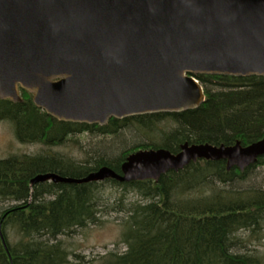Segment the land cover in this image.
<instances>
[{
    "label": "water",
    "instance_id": "obj_1",
    "mask_svg": "<svg viewBox=\"0 0 264 264\" xmlns=\"http://www.w3.org/2000/svg\"><path fill=\"white\" fill-rule=\"evenodd\" d=\"M196 75L264 77V0H0V99L20 103L26 91L58 122L105 126L196 110L206 101ZM262 157L264 139L186 142L176 154L138 150L120 173L42 174L31 186L158 183L201 160L244 172Z\"/></svg>",
    "mask_w": 264,
    "mask_h": 264
},
{
    "label": "trees",
    "instance_id": "obj_2",
    "mask_svg": "<svg viewBox=\"0 0 264 264\" xmlns=\"http://www.w3.org/2000/svg\"><path fill=\"white\" fill-rule=\"evenodd\" d=\"M194 77L206 95L198 109L111 119L105 126L58 122L38 109L26 91H21L20 103L0 100V121L13 124L22 144L61 145L73 135L113 136L128 127L149 141L121 156L105 152L94 166L49 156L0 159V197L15 203L0 214L8 248L0 237V264H68V252L54 241L99 221L96 192L104 182L31 186L38 174L83 178L101 167L120 173L127 156L140 149L164 148L176 154L186 142L247 146L264 139V77ZM162 124L170 130L161 129ZM261 165L264 157L244 172L228 171L225 161L201 160L163 175L158 183L105 182L146 201L129 211L122 233L127 251L110 264H264V253L237 250L242 231H264V191L230 187Z\"/></svg>",
    "mask_w": 264,
    "mask_h": 264
},
{
    "label": "rangeland",
    "instance_id": "obj_3",
    "mask_svg": "<svg viewBox=\"0 0 264 264\" xmlns=\"http://www.w3.org/2000/svg\"><path fill=\"white\" fill-rule=\"evenodd\" d=\"M160 128L169 131L171 126L166 127L165 124H162ZM123 139L125 145H123ZM144 144L148 145L149 141L134 127H128L113 136L77 134L56 146L42 143L22 144L16 139L13 124L8 121H0V159L14 156H51L69 160L75 165L94 166L95 161L105 152L117 157ZM80 173L76 172L75 174ZM105 182L104 186L96 192L98 195V223L86 228H78L73 234L61 236L57 241H54L61 243L63 249L68 252V264H110L116 256L127 251L122 239L123 224L132 207L146 201L134 192ZM230 187L235 190L264 191V165L254 168L245 180L235 182ZM13 204L15 203L0 197V214ZM12 239L17 241L18 238L12 235ZM239 239L240 242L237 244L239 252L264 253V231L256 235L242 231Z\"/></svg>",
    "mask_w": 264,
    "mask_h": 264
},
{
    "label": "bare ground",
    "instance_id": "obj_4",
    "mask_svg": "<svg viewBox=\"0 0 264 264\" xmlns=\"http://www.w3.org/2000/svg\"><path fill=\"white\" fill-rule=\"evenodd\" d=\"M108 123H109V122H108ZM108 123H107V124H108ZM107 124H106V125H107ZM90 134H91V133H90ZM66 140H68V138H67ZM66 140H65V141H66ZM53 146H56V145H53ZM49 157H51V156H49ZM93 172H94V171H93ZM43 174H45V173H43ZM47 174H49V173H47ZM51 174H56V173H51ZM38 175H42V173H41V174H38ZM38 175H37V176H38ZM56 175H58V174H56ZM59 176H60V175H59ZM61 177H63V176H61ZM65 178H72V177H65ZM49 182H50V181H49ZM45 183H46V182H45ZM52 183H54V182H52ZM41 184H42V183H41ZM55 184H66V183H55ZM3 245H4V244H3ZM6 246H7V245H6ZM4 248H5V246H4ZM5 250L8 252V248L5 249Z\"/></svg>",
    "mask_w": 264,
    "mask_h": 264
},
{
    "label": "flooded vegetation",
    "instance_id": "obj_5",
    "mask_svg": "<svg viewBox=\"0 0 264 264\" xmlns=\"http://www.w3.org/2000/svg\"><path fill=\"white\" fill-rule=\"evenodd\" d=\"M5 211V210H4Z\"/></svg>",
    "mask_w": 264,
    "mask_h": 264
}]
</instances>
